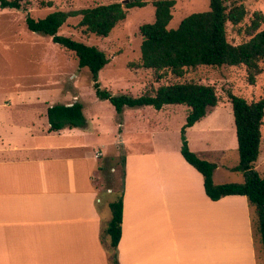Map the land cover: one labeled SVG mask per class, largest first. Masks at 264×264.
Listing matches in <instances>:
<instances>
[{
    "label": "crops",
    "instance_id": "obj_1",
    "mask_svg": "<svg viewBox=\"0 0 264 264\" xmlns=\"http://www.w3.org/2000/svg\"><path fill=\"white\" fill-rule=\"evenodd\" d=\"M23 92L19 84L0 86V264H108L110 199L94 183L101 158V149L92 151L100 142L93 143L94 119L61 130L49 121L30 125L21 115L29 108ZM48 108L34 115L48 118ZM179 150L130 145L123 156L119 263L259 264L247 197L212 200Z\"/></svg>",
    "mask_w": 264,
    "mask_h": 264
},
{
    "label": "rangeland",
    "instance_id": "obj_2",
    "mask_svg": "<svg viewBox=\"0 0 264 264\" xmlns=\"http://www.w3.org/2000/svg\"><path fill=\"white\" fill-rule=\"evenodd\" d=\"M20 1V9L0 7V86H23V95H28L29 108H24L25 113L21 115L30 120V125L34 123L39 126L49 121L46 116L34 115V111L44 112L51 103L69 104L76 100L83 103L87 121L94 119L93 143L100 140L98 145H93L92 151H103H97L101 158L95 160L100 165V173L94 177L100 195L107 193V197L112 200L122 189V161L130 145L144 153L159 149L180 151L182 128L188 113L185 104H170V108L165 110H157L152 106L126 107L120 115L109 100L97 97L92 72L87 67L79 66L73 52L55 43L51 36L32 31L27 26L28 15L38 19L57 10L70 11L121 0ZM153 1L148 0L144 7L129 8L127 17L108 36L83 32V28L78 26L80 16L77 15L68 17L60 27L59 34L97 46L106 53L109 62L98 73L97 81L113 94L139 96L153 93L159 85L178 81L214 85L220 97L218 105L195 126L186 128L185 136L192 151L204 153L207 160L217 163L218 169L214 171L216 182H241L244 179L242 172L232 170L239 163V151L228 92L242 96L249 102L259 100L264 95V69L252 83L245 65H200L187 69L181 78L169 74L161 79L156 77L152 69L132 67L131 62H138L141 57L142 35L139 28L143 23L155 19ZM210 1L176 0L169 27L177 28L182 19L193 12L208 10ZM234 1L242 3L247 9L242 23L228 24V38L237 44L248 38L245 29L254 14L258 12L264 17V0ZM21 115L14 113L17 120L23 119ZM120 123L125 124L121 127ZM261 130L260 155L255 166L263 176L264 122ZM97 131L100 134H96ZM121 138L125 140V149L120 143ZM250 208V216L254 218L255 209L253 206ZM108 211L111 214V210ZM253 231L258 262L264 264L260 235L255 226Z\"/></svg>",
    "mask_w": 264,
    "mask_h": 264
},
{
    "label": "trees",
    "instance_id": "obj_3",
    "mask_svg": "<svg viewBox=\"0 0 264 264\" xmlns=\"http://www.w3.org/2000/svg\"><path fill=\"white\" fill-rule=\"evenodd\" d=\"M231 0H211L210 8L193 12L182 19L177 28H170L173 8L176 0H154L155 19L143 23L139 30L142 35L141 57L131 62L132 67L152 69L161 79L169 74L181 78L187 69L200 65L238 66L245 65L249 80L253 83L256 75L264 69V17L256 12L250 25L245 29L247 39L233 43L228 38V24L238 25L247 15L242 3ZM148 0H133L122 3L114 1L70 11L57 10L43 18L28 15L27 26L30 30L52 37V40L75 54L81 68L87 67L93 74L94 88L100 99L109 100L121 115L126 107L152 106L157 110L167 104H185L189 111L185 126L182 128L181 153L188 163L200 171L204 177L206 194L212 200L227 195H244L256 216L252 217L253 229L256 227L264 260V175L256 169L262 140L261 127L264 122V95L256 101L229 91L232 104L236 135L238 141L239 163L232 170L242 172L241 182L216 183L214 171L217 163L201 157L189 147L185 136L186 128L206 117L219 103L220 97L214 85L194 81H178L159 85L153 93L139 96L121 93L113 94L98 83V73L109 62L106 53L97 46L76 40L71 36L59 34L60 27L69 16H80L78 26L86 34L94 33L108 36L116 25L123 21L132 7H144ZM2 8H21L20 0H0ZM50 130L66 127H86L87 118L83 112V103H57L48 108ZM123 166L125 159L123 158ZM111 220L106 227L110 238L108 264H120L117 248L122 235L123 223V187L108 202ZM255 241V240H254ZM255 244V243H254Z\"/></svg>",
    "mask_w": 264,
    "mask_h": 264
},
{
    "label": "water",
    "instance_id": "obj_4",
    "mask_svg": "<svg viewBox=\"0 0 264 264\" xmlns=\"http://www.w3.org/2000/svg\"><path fill=\"white\" fill-rule=\"evenodd\" d=\"M133 0H122V3L125 4V3H128V2H131Z\"/></svg>",
    "mask_w": 264,
    "mask_h": 264
},
{
    "label": "bare ground",
    "instance_id": "obj_5",
    "mask_svg": "<svg viewBox=\"0 0 264 264\" xmlns=\"http://www.w3.org/2000/svg\"><path fill=\"white\" fill-rule=\"evenodd\" d=\"M236 252H238V255H240V254L244 255V252H239V248L237 249Z\"/></svg>",
    "mask_w": 264,
    "mask_h": 264
},
{
    "label": "built area",
    "instance_id": "obj_6",
    "mask_svg": "<svg viewBox=\"0 0 264 264\" xmlns=\"http://www.w3.org/2000/svg\"><path fill=\"white\" fill-rule=\"evenodd\" d=\"M100 154V153H99ZM99 154H97V156H99Z\"/></svg>",
    "mask_w": 264,
    "mask_h": 264
}]
</instances>
